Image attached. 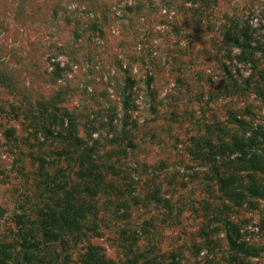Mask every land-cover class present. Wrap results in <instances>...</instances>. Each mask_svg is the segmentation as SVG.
<instances>
[{"label": "rangeland", "instance_id": "1", "mask_svg": "<svg viewBox=\"0 0 264 264\" xmlns=\"http://www.w3.org/2000/svg\"><path fill=\"white\" fill-rule=\"evenodd\" d=\"M0 264H264V0H0Z\"/></svg>", "mask_w": 264, "mask_h": 264}, {"label": "trees", "instance_id": "2", "mask_svg": "<svg viewBox=\"0 0 264 264\" xmlns=\"http://www.w3.org/2000/svg\"><path fill=\"white\" fill-rule=\"evenodd\" d=\"M32 247V246H31ZM34 253V251H32V253L31 254H33ZM32 256V255H31Z\"/></svg>", "mask_w": 264, "mask_h": 264}]
</instances>
